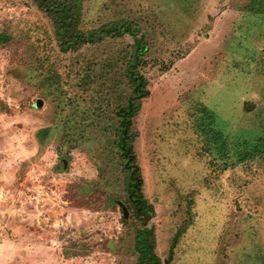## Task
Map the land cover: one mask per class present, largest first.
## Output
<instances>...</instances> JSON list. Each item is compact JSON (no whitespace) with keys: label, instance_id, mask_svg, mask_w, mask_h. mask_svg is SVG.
Wrapping results in <instances>:
<instances>
[{"label":"rangeland","instance_id":"374dc122","mask_svg":"<svg viewBox=\"0 0 264 264\" xmlns=\"http://www.w3.org/2000/svg\"><path fill=\"white\" fill-rule=\"evenodd\" d=\"M81 5V29L125 18L149 44L132 125L147 211L111 142L132 38L63 53L31 0H0V264H138L143 229L162 264H264V0Z\"/></svg>","mask_w":264,"mask_h":264},{"label":"trees","instance_id":"16d2710c","mask_svg":"<svg viewBox=\"0 0 264 264\" xmlns=\"http://www.w3.org/2000/svg\"><path fill=\"white\" fill-rule=\"evenodd\" d=\"M37 9L44 14L51 22L54 29L59 50L63 53L70 51H77L83 46H93L103 43L105 40H117L124 36L132 38L131 52L124 67V78L126 80V88L123 93V102L112 109L111 115L114 118L110 120L117 121L115 127V134L113 140L117 147L116 156L122 165V171L126 174V184L129 186L128 200L133 205H142V211H147L145 200L141 199L142 179L140 174V167L137 162L133 143L136 133L132 131L133 119L138 115L142 101L149 97L150 91L148 89L149 80L141 72V67L145 65V56L149 50V44L142 33L138 24H134L127 19L120 21H111L100 25L97 28L83 30L80 28L81 24V0H31ZM10 35L4 31H0V45H6L10 41ZM169 66L164 67L167 71ZM117 91V82H113V95ZM113 95H111L113 97ZM109 98V97H108ZM107 97L104 99L108 100ZM118 100V97H115ZM104 101L106 105L108 101ZM97 102V101H96ZM99 104V111H101ZM98 108V105L96 106ZM108 109L104 112L96 114V117L102 122L107 118ZM202 116V115H201ZM200 118L202 119V117ZM108 121V120H106ZM109 121L107 122V124ZM202 123V122H201ZM200 123V124H201ZM105 130H109L107 127ZM46 132V131H45ZM218 132V131H217ZM46 133L42 134L45 136ZM216 135L219 136V133ZM132 192V193H131ZM135 198V200H133ZM140 198V199H139ZM120 210L123 214L122 220L125 221L128 214L126 206L117 201ZM151 229H143L137 231L135 248L138 252V264H162L161 260L154 253L155 242L154 235ZM179 236V235H178ZM177 237L175 236L169 251L168 259L171 260L173 248L177 244ZM74 245L79 248L81 245ZM78 254V253H75Z\"/></svg>","mask_w":264,"mask_h":264},{"label":"water","instance_id":"95a60500","mask_svg":"<svg viewBox=\"0 0 264 264\" xmlns=\"http://www.w3.org/2000/svg\"><path fill=\"white\" fill-rule=\"evenodd\" d=\"M145 216H146V215H145ZM145 220H146V219L144 218V219H143L144 223H145Z\"/></svg>","mask_w":264,"mask_h":264},{"label":"flooded vegetation","instance_id":"af4514ba","mask_svg":"<svg viewBox=\"0 0 264 264\" xmlns=\"http://www.w3.org/2000/svg\"><path fill=\"white\" fill-rule=\"evenodd\" d=\"M141 213V212H140Z\"/></svg>","mask_w":264,"mask_h":264}]
</instances>
